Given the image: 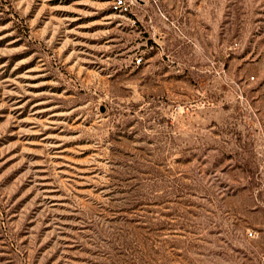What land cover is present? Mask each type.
Wrapping results in <instances>:
<instances>
[{
  "label": "rangeland",
  "instance_id": "obj_1",
  "mask_svg": "<svg viewBox=\"0 0 264 264\" xmlns=\"http://www.w3.org/2000/svg\"><path fill=\"white\" fill-rule=\"evenodd\" d=\"M0 0V264H264V0Z\"/></svg>",
  "mask_w": 264,
  "mask_h": 264
},
{
  "label": "built area",
  "instance_id": "obj_2",
  "mask_svg": "<svg viewBox=\"0 0 264 264\" xmlns=\"http://www.w3.org/2000/svg\"><path fill=\"white\" fill-rule=\"evenodd\" d=\"M138 0H113L111 4L112 12L120 14L132 13Z\"/></svg>",
  "mask_w": 264,
  "mask_h": 264
}]
</instances>
